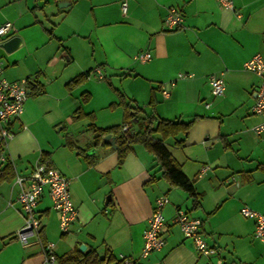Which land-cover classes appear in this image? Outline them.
Listing matches in <instances>:
<instances>
[{
  "label": "crops",
  "instance_id": "0c3cea01",
  "mask_svg": "<svg viewBox=\"0 0 264 264\" xmlns=\"http://www.w3.org/2000/svg\"><path fill=\"white\" fill-rule=\"evenodd\" d=\"M59 1L70 3L0 0V22L12 23L0 43L14 35L21 39L12 52L0 46L2 76L31 80L22 113L9 122L14 135L0 167V264H44L41 243L47 241L56 256L84 244L105 258L103 264H117L120 253L138 264H204L207 259L211 264H264V239L254 236L253 219L239 211L242 205L264 211V134L252 132L259 117L250 110L260 77L243 66L253 54L264 55V0H233L232 8L218 0H128L125 12L120 0ZM169 6L183 16L178 28L163 25ZM141 50L151 57L137 59ZM96 67L104 78L92 74L68 85ZM179 72L192 76L177 77ZM107 73L121 75V90L104 82ZM210 74L225 82L216 102L210 100L215 96ZM116 89L145 114L153 108L155 117L193 120L187 132L164 143L191 179L197 200L162 175L142 143H135L121 163L109 140L94 143L92 125L105 128L124 119ZM229 94H234L230 109ZM113 105L118 110L112 118H99V110ZM142 125L139 119L132 130ZM42 154L69 178L77 214L61 232L44 189L35 207L38 237L21 244L15 233L24 213L14 177L27 175L36 164L47 166ZM160 195L168 198L165 243L141 256L142 231ZM179 209L201 219L204 239L216 248L209 258L183 235L175 221Z\"/></svg>",
  "mask_w": 264,
  "mask_h": 264
},
{
  "label": "built area",
  "instance_id": "2783aa9c",
  "mask_svg": "<svg viewBox=\"0 0 264 264\" xmlns=\"http://www.w3.org/2000/svg\"><path fill=\"white\" fill-rule=\"evenodd\" d=\"M219 3L226 7H233V0H218ZM128 0H120L122 12L127 9ZM183 21L181 12L175 6H169L162 22L166 29L178 28ZM12 23L8 20L0 22V38L11 32ZM139 60H147L151 53L146 50L139 51L136 56ZM243 66L246 70L254 72L260 77V82L254 90V101L250 107L251 113L259 117L251 130L254 134H264V55L255 53L244 61ZM3 65L0 60V167L7 160L6 147L7 142L14 135L9 128V122L20 116L23 111L24 103L27 99V85L31 81L29 76L22 77L18 80H10L2 76ZM94 74L97 78H104L101 68H93L87 71V76ZM192 76V73L179 72L177 77ZM175 80H171L173 85ZM208 81L212 93L221 95L225 89V82L221 76L210 74ZM169 94L168 90H163L164 97ZM129 129L127 123H123L122 131ZM14 184L18 186L16 199L20 204L24 219L22 225L16 230L15 236L21 244H27L33 237H38L40 219L36 215L35 207L43 193L44 189L52 200V208L55 210L58 225L61 232H66L71 222L76 218V208L69 193V178L62 174L55 167L42 166L36 164L27 175L16 174ZM168 202L165 195L156 197L152 206L147 225L142 231L141 256H146L149 252L159 250L165 243L166 223L164 218V207ZM240 214L246 218L253 219L255 223L254 236L264 239V211L255 210L247 205L240 207ZM183 235L190 238L197 252L209 258L216 252V248L210 245L204 239L201 233V219L190 215L187 211L179 209L175 216ZM44 253V264H55L56 253L52 242L41 243ZM117 264H138L136 258L119 254ZM204 264H211L207 259Z\"/></svg>",
  "mask_w": 264,
  "mask_h": 264
},
{
  "label": "trees",
  "instance_id": "16d2710c",
  "mask_svg": "<svg viewBox=\"0 0 264 264\" xmlns=\"http://www.w3.org/2000/svg\"><path fill=\"white\" fill-rule=\"evenodd\" d=\"M59 1V0H58ZM88 71V70H87ZM87 71L83 74L73 77L68 82L69 86H74L84 80ZM37 83H35V86ZM118 95V102L124 110V119L120 124L112 125L109 127L101 128L92 125L95 131L94 143L104 142L102 137L107 133H112L115 136V147L118 155V162L121 163L125 154L130 151L135 143H142L144 147L152 152L155 156L157 163L162 170V175L168 179L172 185L179 186L186 190L190 196L197 200L198 193L195 191L191 179L183 172L178 162L174 159L168 148L166 147L164 140L168 137L176 135L178 132H187L191 126L193 120L184 122L180 120H171L161 117H155L153 108L150 113H144L141 106L131 104L130 100H127L124 94L116 89ZM154 99L151 98L149 105H153ZM132 109V110H131ZM143 112L141 117L136 113ZM141 120L142 129L132 130L133 120ZM155 121V123H154ZM123 123H127L129 129L122 131ZM47 167H50V163L47 160V154H42L41 159ZM43 243V242H42ZM45 243V242H44ZM103 257H100L98 253L91 249L88 252L80 251L74 248L73 251L65 253L60 256H56L57 264H103Z\"/></svg>",
  "mask_w": 264,
  "mask_h": 264
},
{
  "label": "rangeland",
  "instance_id": "374dc122",
  "mask_svg": "<svg viewBox=\"0 0 264 264\" xmlns=\"http://www.w3.org/2000/svg\"><path fill=\"white\" fill-rule=\"evenodd\" d=\"M52 17V16H51ZM103 74H104V72H103ZM92 77V74L91 75H89V76H87V77H85L84 78V80H86V79H89V78H91ZM123 78L121 77V75H118V76H116V75H111L110 73H107V79H106V81L104 80V82L106 83V84H110V81L115 85V87L116 88H118V89H122L121 88V84H120V81L122 80ZM83 80V81H84ZM82 82V81H81ZM245 93L243 92V91H239V95L240 96H242V98L243 97H245V95H244ZM234 97V94H229V96H228V109H230L229 107V105H230V101H232V99H234L233 98ZM220 98V95H215V96H213L212 98H210V100L211 101H214V102H216L218 99ZM247 100H246V103H248V101H250L251 100V95H249V94H247ZM118 106L117 105H113V106H111V107H109V108H106V109H104V110H99L98 111V116H99V118L100 117H103V114L104 115H106V114H110V116H111V118H112V116H114L115 114H116V111L118 110V108H117ZM229 112V111H228ZM79 120V119H78ZM138 121H136V120H133L131 123L135 126V124L137 123Z\"/></svg>",
  "mask_w": 264,
  "mask_h": 264
},
{
  "label": "water",
  "instance_id": "95a60500",
  "mask_svg": "<svg viewBox=\"0 0 264 264\" xmlns=\"http://www.w3.org/2000/svg\"><path fill=\"white\" fill-rule=\"evenodd\" d=\"M70 2L69 1H58L57 5L58 7H64L65 5H68ZM21 45V39L19 36L14 35L9 37L8 39L2 41L0 43V46L7 52H12L13 50L17 49L19 46ZM29 89H27V92L29 93ZM109 140V142L115 146V136L112 133H107L106 135H104L102 137V141L107 142ZM79 250L81 251H88V249H85V245L84 244H80L79 245Z\"/></svg>",
  "mask_w": 264,
  "mask_h": 264
}]
</instances>
